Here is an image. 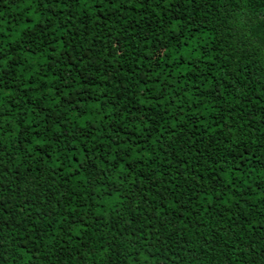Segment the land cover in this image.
<instances>
[{"label": "trees", "instance_id": "16d2710c", "mask_svg": "<svg viewBox=\"0 0 264 264\" xmlns=\"http://www.w3.org/2000/svg\"><path fill=\"white\" fill-rule=\"evenodd\" d=\"M0 264H264V0H0Z\"/></svg>", "mask_w": 264, "mask_h": 264}]
</instances>
